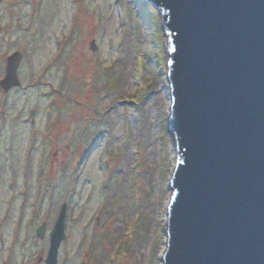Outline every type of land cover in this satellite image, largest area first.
Here are the masks:
<instances>
[{"label":"rangeland","instance_id":"374dc122","mask_svg":"<svg viewBox=\"0 0 264 264\" xmlns=\"http://www.w3.org/2000/svg\"><path fill=\"white\" fill-rule=\"evenodd\" d=\"M162 28L144 0H0V61L22 55L20 86L0 88V264H44L63 203L56 264H162L176 163Z\"/></svg>","mask_w":264,"mask_h":264},{"label":"water","instance_id":"95a60500","mask_svg":"<svg viewBox=\"0 0 264 264\" xmlns=\"http://www.w3.org/2000/svg\"><path fill=\"white\" fill-rule=\"evenodd\" d=\"M144 4L163 19L176 151L162 264H264V0ZM20 61L8 57L4 92L20 86ZM65 219L63 203L45 264H56Z\"/></svg>","mask_w":264,"mask_h":264},{"label":"flooded vegetation","instance_id":"af4514ba","mask_svg":"<svg viewBox=\"0 0 264 264\" xmlns=\"http://www.w3.org/2000/svg\"><path fill=\"white\" fill-rule=\"evenodd\" d=\"M18 53H19V52H18ZM19 54H20V53H19ZM20 55H21V54H20ZM21 61H22V55H21ZM21 61H20L19 65H18V68H19V66H20V64H21ZM6 70H7V61H5V64L3 63V61H2V62L0 61V74H2V73L6 74ZM37 229H38V228H37ZM37 229L35 230V236H36V231H37ZM43 263L45 264V259H44Z\"/></svg>","mask_w":264,"mask_h":264},{"label":"trees","instance_id":"16d2710c","mask_svg":"<svg viewBox=\"0 0 264 264\" xmlns=\"http://www.w3.org/2000/svg\"><path fill=\"white\" fill-rule=\"evenodd\" d=\"M135 40H136V39H135ZM136 41H137V40H136ZM134 47H135V48H137V47H138V45H135ZM136 51H137V50H136ZM138 53H139V52H138Z\"/></svg>","mask_w":264,"mask_h":264}]
</instances>
